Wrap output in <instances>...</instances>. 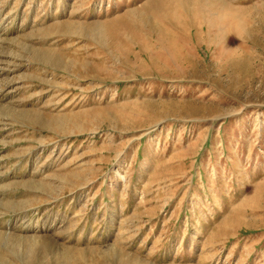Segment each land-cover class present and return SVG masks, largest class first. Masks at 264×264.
<instances>
[{
	"label": "rangeland",
	"instance_id": "rangeland-1",
	"mask_svg": "<svg viewBox=\"0 0 264 264\" xmlns=\"http://www.w3.org/2000/svg\"><path fill=\"white\" fill-rule=\"evenodd\" d=\"M151 1L0 0V264H264V0Z\"/></svg>",
	"mask_w": 264,
	"mask_h": 264
},
{
	"label": "bare ground",
	"instance_id": "bare-ground-1",
	"mask_svg": "<svg viewBox=\"0 0 264 264\" xmlns=\"http://www.w3.org/2000/svg\"><path fill=\"white\" fill-rule=\"evenodd\" d=\"M169 2V0H152L151 2H150V4H149V9L146 11V12H144L143 10H144V8L142 9V10H140V11H138L139 13L137 14L138 15V17H140L138 20L140 21V23L141 22H144L147 18L150 20L151 18H149L150 17V15H153V17L155 18V20L156 21H153V20H150L149 21V23H153V25L154 26H156L157 27V36H158V38L159 39H161V40H163V39H168V41L165 43L164 42V40H163V42L165 43V47H168V48H172V43L171 42H173L174 40H173V38H174V36H173V32H172V30H171V32L170 31H168V29H166V26H164L163 25V23H164V21H166V23H167V21H169V23L171 24V26H173L174 28H179V30H181V32L182 33H184V34H186V35H194L196 38H199V33L202 31V30H204L205 28H207V25H209V23L210 22H206V26L205 25H202V24H205V23H199V24H196L195 22H193V21H191V17L192 16H194L195 15V13L194 12H188V21L186 20V21H183L182 20V18L183 17H185L184 15H183V17L182 16H180V9H179V6H178V4L176 3V2H171L170 4L168 3ZM161 3V4H160ZM176 7V8H173V7ZM159 9H161L162 11V13H161V16H157L158 15V11H160ZM196 11V10H195ZM212 11H213V9H212ZM199 13H204V14H207V15H209V14H211V10H209V9H207V8H203V7H201V8H199ZM130 14H132L133 15V13H130ZM200 14V15H201ZM131 16V15H130ZM203 17V16H202ZM131 18H133L132 16H131ZM126 20V19H125ZM124 21V20H123ZM129 21V20H128ZM221 19H216L215 20V22L217 23V25H219L220 23H221ZM126 22V21H125ZM163 22V23H162ZM129 23H131L130 21H129ZM165 23V24H166ZM127 24V23H126ZM126 24H124L123 26L121 25V27H123V29H125L124 31L126 32V31H130V32H132V34L134 35V37L136 38L137 37V35H139L138 34V32L136 33V31H133L132 30V28L131 27H129V25H126ZM172 24H174V25H172ZM143 25V24H142ZM213 25V24H212ZM138 26V25H137ZM72 27V26H71ZM140 27V26H139ZM149 27V26H148ZM148 27H146L147 29H148ZM170 27V26H169ZM141 28H143L144 29V27H141ZM137 30V29H136ZM146 30V29H145ZM149 30V29H148ZM170 30V29H169ZM175 30V29H174ZM110 31V30H109ZM113 31H110V33H112ZM175 32H176V30H175ZM177 33H179V32H177ZM147 34V33H146ZM156 34V33H155ZM183 34V35H184ZM121 36L123 35V32H122V34H120ZM142 35V34H141ZM192 35V36H193ZM116 36V35H115ZM121 36H119V37H117L116 38V42H115V45H114V47L115 48H117V49H119V48H121L122 47V44L124 43V40L126 39V38H124V39H122V37ZM140 36V35H139ZM150 36V35H149ZM176 36V35H175ZM186 37V36H185ZM184 37V38H185ZM146 38V37H145ZM141 39V38H140ZM176 39V38H175ZM179 39V38H178ZM183 39V38H182ZM142 40V39H141ZM186 40H187V38H186ZM157 41H159V40H157ZM176 42V41H175ZM130 43V42H129ZM134 43V42H133ZM126 46V45H125ZM175 46V45H174ZM177 46H175V48H176ZM130 48V47H129ZM176 50V49H175ZM141 52H145V51H148V48L146 47V46H143L142 48H141V50H140ZM174 52V51H173ZM184 52V51H183ZM172 53V52H171ZM151 55V54H150ZM174 55V54H173ZM170 56V55H169ZM174 57H176V56H174ZM154 58V57H153ZM185 60V59H184ZM154 63V62H153ZM159 64V63H158ZM157 64V65H158ZM56 65H58V64H56ZM55 65V66H56ZM151 65V64H150ZM157 65H156V67H157ZM160 67V66H159ZM160 70V69H159ZM48 247V246H47ZM34 250V249H33ZM65 254H69L68 252L66 253V252H64ZM71 253V252H70ZM60 255V257H61V259H62V261L61 262H63V264L64 263H67L68 264V262L70 261L71 262V260H70V257H68V255ZM31 256H33L32 257V260H31V262L32 261H34L33 260V258H34V253L31 255ZM30 256V257H31ZM39 257V256H38ZM57 257V256H56ZM80 257V256H79ZM48 258V257H47ZM73 258H74V256H73ZM72 261H73V259H72ZM75 261V260H74ZM60 262V263H61ZM69 262V264H76L75 262L73 263H70ZM121 262V261H120ZM124 263V262H123ZM122 263V264H123Z\"/></svg>",
	"mask_w": 264,
	"mask_h": 264
}]
</instances>
